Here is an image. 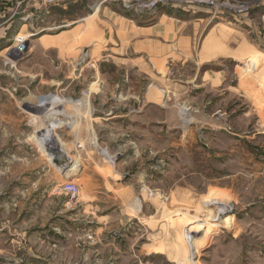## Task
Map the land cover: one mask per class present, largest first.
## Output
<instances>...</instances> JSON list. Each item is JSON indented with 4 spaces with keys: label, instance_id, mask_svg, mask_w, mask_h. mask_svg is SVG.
<instances>
[{
    "label": "rangeland",
    "instance_id": "rangeland-1",
    "mask_svg": "<svg viewBox=\"0 0 264 264\" xmlns=\"http://www.w3.org/2000/svg\"><path fill=\"white\" fill-rule=\"evenodd\" d=\"M153 1L83 0L49 19L40 11L33 32L19 28L1 48L0 264H264V0L148 11ZM95 3L93 18L60 25ZM166 18L181 28L175 47L152 63L132 52L128 26ZM18 35L29 40L24 56L13 54ZM28 89L68 101L53 112L67 117L52 121L38 108L45 98L17 111L10 100ZM55 122L83 135L92 125L93 151L84 172L45 179L31 170L36 133ZM66 182L78 196L62 192ZM208 199L232 207L206 240L187 239L174 215L215 225Z\"/></svg>",
    "mask_w": 264,
    "mask_h": 264
},
{
    "label": "crops",
    "instance_id": "crops-1",
    "mask_svg": "<svg viewBox=\"0 0 264 264\" xmlns=\"http://www.w3.org/2000/svg\"><path fill=\"white\" fill-rule=\"evenodd\" d=\"M77 4H78V7L81 9L83 0H62L54 4H43L35 0H28V1L0 0V28H1L0 29V55L2 56L4 54L3 52L8 51L9 47L4 50L1 48H3L11 40L13 34H15V32L19 28H20V31H19L20 33H23L24 31L28 32L29 30L33 29V25H31L32 20H34L35 15L40 13V11L44 13L47 19H49L51 15L57 9L63 12H67L70 6L77 5ZM95 6H96V3L89 7V9L93 11L89 17H83L78 20H70V19H67V17L65 16L64 17L65 19L59 22L60 25L63 27H72V26L77 25L79 21L86 22L87 20L93 18L96 15V12L94 10ZM44 8L45 10H43ZM177 23L178 21H176L175 19L168 18L167 21H164L163 19H161L160 22L156 24L154 27L146 28V27H140L138 25L128 26V30L126 32V38H128V43H131L132 52H134L135 54H138L141 58L148 59L149 62L151 63L152 61L154 62L155 60L158 61L157 59L162 58V55L164 54L163 51L169 52L171 50V47L172 48L175 47V46H172V42L177 37L176 34L181 30V28L177 26ZM55 24L56 23L54 22V24L52 25H55ZM33 31L34 29L29 32L31 33ZM44 37H47V36H44ZM44 37L43 36L39 37L38 41L41 42L42 41L41 39H44ZM112 58L114 57L112 56ZM56 87L54 88L57 89V91L63 90L62 89L63 84H59ZM12 91L17 93V91H21V90L19 89L18 86H12ZM44 96L46 95H41V94L35 93L34 90L28 89L24 98H20V99L12 98L10 100V103H11V106L16 108L17 111L19 110L21 111L19 105L24 106V105H27V103L29 102H32L35 104V102L37 103L41 102V100L45 98L44 100H46V102H43V103L47 104L48 108L47 110H44V109L42 110L46 112L49 111L48 114L51 116L50 118L52 119V121L54 120L61 121L59 117H64V118L67 117L68 115L67 108L60 110V112L63 111L65 114L64 115L62 114L58 117H56V115H54L53 112L54 110H57V108H54L55 105L57 104L62 105L63 103L64 104L68 103V101L67 102L60 101L59 103L57 99L51 100L49 96H46V97ZM71 100L75 101L77 99L74 98ZM150 103L156 104L155 101H151ZM40 106L38 108L41 110ZM52 107L54 109H52ZM99 119L101 118L92 117L91 124H93L95 121H98ZM75 122H77V120H75ZM54 124L59 125V128L57 129L58 135L60 139L62 138L63 140H65L64 145L58 143L60 148L63 150V152L68 157L65 163L70 166L72 165V167L70 168L71 171L78 169L84 172V170L87 168L84 164L85 162H83L84 157L87 156V154L92 153L91 151H93L92 150V147H93L92 125L88 130H86L87 131L86 134L83 135V134H79L72 127H71V130H68V128L70 127L69 124H66V123L60 124L56 122ZM40 132L41 131H38V133H36L38 134L39 140L44 134H46V133H40ZM36 149H37V155L35 154V159H34L35 161H34L33 166L31 167V170H33L32 171L33 173L38 174L41 177H45V179H47V177L52 173L61 172L62 174H64L66 173V171L70 170V169H65L64 167H59L55 165L52 162L51 156L47 153L46 148L43 147L42 144L39 145V147H37Z\"/></svg>",
    "mask_w": 264,
    "mask_h": 264
},
{
    "label": "bare ground",
    "instance_id": "bare-ground-1",
    "mask_svg": "<svg viewBox=\"0 0 264 264\" xmlns=\"http://www.w3.org/2000/svg\"><path fill=\"white\" fill-rule=\"evenodd\" d=\"M262 56V55H261ZM260 56L259 55H256V57H254L253 59V63L255 64L257 61H258V58ZM261 58V57H260ZM258 67V66H257ZM47 107V104H42L40 106V108H45ZM63 113L62 112H55V115H62ZM59 128V125H56L54 123L51 124V127L48 129V131H46V134L43 135L41 138H40V143L42 144L43 147L46 148L47 145H53L54 147L56 146L54 144V142L56 143L57 142V139L55 138V133H54V130L58 129ZM74 167V166H73ZM112 168V167H111ZM112 171V170H111ZM223 201V200H222ZM221 200H209L208 199V202L207 203H210V205H216V207L218 208V213H217V216L213 217V220L212 222H216L218 221L217 224H211L210 222L211 221H208V220H203V221H198V219L196 220V217H181L180 215H174L175 217V221H179L180 223H182V227L185 229V233H187V239L191 238L190 237V234H203V238L206 240L208 234L211 233V229L214 228V227H217V226H220L223 222V218L221 217V215L225 214L228 210L231 209L232 206H229V204L227 205L224 201L222 202ZM228 203V202H227ZM234 207V206H233ZM208 208V207H207ZM215 215V214H214ZM183 216V215H182ZM209 219V218H208ZM200 220V219H199ZM211 220V218H210ZM173 222V220H172ZM174 223V222H173ZM177 223V222H176ZM231 223V222H230ZM229 223V224H230ZM147 224V223H146ZM228 224V225H229ZM148 225V224H147ZM176 225V224H175ZM232 225V224H231ZM232 227V226H231ZM221 228V227H220ZM230 228V227H229ZM179 229V228H178ZM215 231V230H213ZM185 238V239H186ZM201 238V237H200ZM199 238V240H200ZM195 239V238H194ZM191 241V240H190ZM194 242V241H193ZM198 242V240H197ZM191 243V242H190ZM206 243V242H205ZM195 244V243H194ZM199 244V243H198ZM197 244V245H198ZM203 244V243H202ZM195 246V245H193ZM198 248V246H195ZM192 248V251L194 250L193 247ZM196 248V249H197ZM186 250V249H185ZM191 251V252H192ZM198 251V249H197ZM196 251V252H197ZM154 253L156 254H159L161 253L160 250H156ZM193 255V254H192ZM191 256V255H190ZM178 259V258H177ZM190 260H192V257L190 258ZM177 261V260H176Z\"/></svg>",
    "mask_w": 264,
    "mask_h": 264
},
{
    "label": "built area",
    "instance_id": "built-area-1",
    "mask_svg": "<svg viewBox=\"0 0 264 264\" xmlns=\"http://www.w3.org/2000/svg\"><path fill=\"white\" fill-rule=\"evenodd\" d=\"M18 1H28V0H18ZM38 2H41L43 4H54L58 3L62 0H35ZM129 1H135V0H129ZM189 0H155L151 2L147 8L148 11H152V9H155L157 5H170V4H178V5H185ZM138 6V5H137ZM29 41L27 37H21L18 35L14 40L13 45V54L14 55H21L24 56L29 48ZM62 192H64L67 195H71L72 197L78 196L80 193V187L72 182H66L62 185Z\"/></svg>",
    "mask_w": 264,
    "mask_h": 264
},
{
    "label": "water",
    "instance_id": "water-1",
    "mask_svg": "<svg viewBox=\"0 0 264 264\" xmlns=\"http://www.w3.org/2000/svg\"><path fill=\"white\" fill-rule=\"evenodd\" d=\"M47 153L51 156L52 162L59 166L64 167L65 169H70L72 165H67L65 162L68 159L66 154L63 152V150L60 148V146H53V145H47L46 146Z\"/></svg>",
    "mask_w": 264,
    "mask_h": 264
}]
</instances>
